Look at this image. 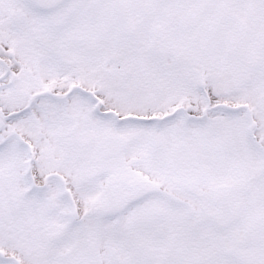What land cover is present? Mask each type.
Instances as JSON below:
<instances>
[{
	"label": "snow or ice",
	"instance_id": "obj_1",
	"mask_svg": "<svg viewBox=\"0 0 264 264\" xmlns=\"http://www.w3.org/2000/svg\"><path fill=\"white\" fill-rule=\"evenodd\" d=\"M0 264H264V0H0Z\"/></svg>",
	"mask_w": 264,
	"mask_h": 264
}]
</instances>
